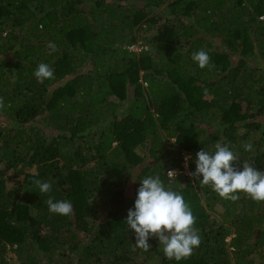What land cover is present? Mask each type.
I'll return each mask as SVG.
<instances>
[{
    "label": "trees",
    "instance_id": "trees-1",
    "mask_svg": "<svg viewBox=\"0 0 264 264\" xmlns=\"http://www.w3.org/2000/svg\"><path fill=\"white\" fill-rule=\"evenodd\" d=\"M40 63L54 79L37 82ZM0 97V264H264V201L184 173L218 141L264 172V0H0ZM156 175L196 218L190 258L155 237L133 251L127 212Z\"/></svg>",
    "mask_w": 264,
    "mask_h": 264
},
{
    "label": "clouds",
    "instance_id": "clouds-1",
    "mask_svg": "<svg viewBox=\"0 0 264 264\" xmlns=\"http://www.w3.org/2000/svg\"><path fill=\"white\" fill-rule=\"evenodd\" d=\"M46 47L49 55L57 50L51 41ZM191 59L201 69L214 68L210 55L203 49L194 52ZM34 76L38 83H43L54 79L55 72L49 64L40 63ZM4 106V100L0 97V109ZM242 146L245 151L253 150L249 142ZM188 159L189 157H185L186 166ZM237 160L230 147L218 141L214 152L204 149L196 152L195 171L188 172V175L199 180L201 186H209L221 198L236 201L239 199L236 193L243 192L254 201H264V172L257 170L249 162H243L241 169L237 166ZM167 174L169 177L176 176L174 170ZM34 183L40 193L52 191V182L37 179ZM46 203L51 214L69 217L73 214V204L67 199L54 201L49 197ZM125 223L135 234L133 251L137 248L148 251L151 248L148 241L155 237L169 260L190 258L202 242L199 230L194 227L196 218L190 206L186 205L181 194L166 187L159 175L140 180L134 206L128 209Z\"/></svg>",
    "mask_w": 264,
    "mask_h": 264
},
{
    "label": "rangeland",
    "instance_id": "rangeland-1",
    "mask_svg": "<svg viewBox=\"0 0 264 264\" xmlns=\"http://www.w3.org/2000/svg\"><path fill=\"white\" fill-rule=\"evenodd\" d=\"M157 12H158V14H159V10H157ZM141 35H142V37L140 38V40H139V42H138V45L137 46H139L138 48H137V46L136 47H134V48H132L133 50H136V52L137 51H141L142 49H141V47L143 46L144 47V50L146 51L148 48H150V46H147L146 45V43H145V40L144 39H142V38H150V36H152V34H149V35H147V34H145V33H141ZM213 43H214V45H220V44H222L221 43V39H215L214 41H213ZM204 44H205V42H204ZM215 46H213V48H214ZM222 47H223V44H222ZM150 53H152V52H150ZM160 60V58L158 57L157 58V61H159ZM175 140H172V142H174ZM167 148H169L170 147V145H167L166 146ZM189 158H190V156H188ZM148 162V164H151V161H147ZM185 166V174H188V172H190V170H189V164H187V166L186 165H184ZM177 170H175V172H176ZM229 240V239H228Z\"/></svg>",
    "mask_w": 264,
    "mask_h": 264
}]
</instances>
